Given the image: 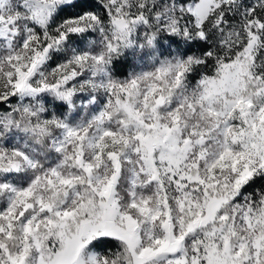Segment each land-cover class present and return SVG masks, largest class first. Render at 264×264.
Instances as JSON below:
<instances>
[{
	"label": "snow or ice",
	"instance_id": "obj_1",
	"mask_svg": "<svg viewBox=\"0 0 264 264\" xmlns=\"http://www.w3.org/2000/svg\"><path fill=\"white\" fill-rule=\"evenodd\" d=\"M0 264H264V0H0Z\"/></svg>",
	"mask_w": 264,
	"mask_h": 264
}]
</instances>
